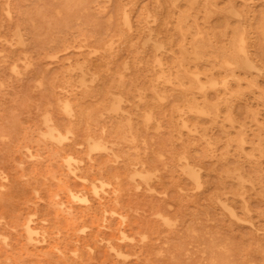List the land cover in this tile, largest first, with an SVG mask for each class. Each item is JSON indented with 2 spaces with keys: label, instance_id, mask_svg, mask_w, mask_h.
<instances>
[{
  "label": "rangeland",
  "instance_id": "rangeland-1",
  "mask_svg": "<svg viewBox=\"0 0 264 264\" xmlns=\"http://www.w3.org/2000/svg\"><path fill=\"white\" fill-rule=\"evenodd\" d=\"M0 54V264H264V0H0Z\"/></svg>",
  "mask_w": 264,
  "mask_h": 264
},
{
  "label": "bare ground",
  "instance_id": "bare-ground-1",
  "mask_svg": "<svg viewBox=\"0 0 264 264\" xmlns=\"http://www.w3.org/2000/svg\"><path fill=\"white\" fill-rule=\"evenodd\" d=\"M109 1H110V0H109ZM91 2H92V1H91ZM210 5H211V4H210ZM7 6H8V5H7ZM211 6H212V5H211ZM10 7H11V6H10ZM173 7H174V6H173ZM6 9H7V8H6ZM176 9H178V8H176ZM100 10H101V9H100ZM102 10H103V9H102ZM102 10H101V11H102ZM5 11H6V10H5ZM8 11H9V10H7V12H8ZM10 11H11V9H10ZM98 12H99V11H98ZM102 12H103V11H102ZM180 12H181V11H180ZM189 12H190V11H189ZM9 13H10V12H9ZM123 13H124V12H123ZM9 15H11V14H9ZM125 15H126V14H125ZM126 16H127V15H126ZM126 16H125V17H126ZM117 17H118V16H117ZM118 18H119V17H118ZM127 18H128V17H127ZM78 19H79V18H78ZM119 19H120V18H119ZM120 20H121V19H120ZM185 20H186V19H185ZM127 21H128V20H127ZM186 21H187V20H186ZM64 22H65V20H64ZM123 22H124V21H123ZM179 22H182V21H180V19H179ZM184 22H185V21H184ZM126 23H127V22H125V24H126ZM185 23H186V22H185ZM23 24H24V23H23ZM80 24H82V23H80ZM64 25H65V24H63V26H64ZM178 25H179V24H178ZM182 25H183V24H182ZM23 26H24V25H23ZM25 26H26V25H25ZM26 27H27V26H26ZM58 27H60V26H58ZM71 27H72V26H71ZM21 28H22V27H21ZM65 28H67V27L65 26ZM73 28H74V27H73ZM179 28H180V27H179ZM68 29H69V28H68ZM80 29H81V28H80ZM23 30H26V29H23ZM55 30H56V29H55ZM71 30H72V29H71ZM106 30H107V29H106ZM188 30H189V29H188ZM244 30H245V29H244ZM236 31H237V30H236ZM15 32H16V31H15ZM21 32H22V31H21ZM57 32H59V31H57ZM64 32H66V31H64ZM69 32H70V31H69ZM241 32H242V31H241ZM245 32H246V31H245ZM23 33H24V31H23ZM59 33H61V32H59ZM59 33L57 34V36L59 35ZM67 33H68V32H67ZM67 33H66V34H67ZM105 33L107 34L106 31H105ZM239 33H240V32H239ZM24 34H25V33H24ZM28 34H29V33H28ZM61 35H62V34H61ZM72 35H73V34H72ZM101 35H102V34H101ZM182 35H183V34H182ZM184 35H185V34H184ZM196 35H198V34H196ZM196 35H195V36H196ZM18 36H19V35H18ZM20 36H21V35H20ZM20 36H19V37H20ZM118 36H119V34H118ZM23 37H24V35H23ZM122 37H123V36H122ZM122 37H121V38H122ZM20 38H21V37H20ZM73 38H74V37H73ZM83 38H84V37H83ZM87 38H88V37H87ZM104 38H105V37H104ZM117 38H118V37H117ZM245 38H246V37H245ZM112 39H113V37H112ZM118 39H119V38H118ZM233 39H234V36H233ZM246 39H247V38H246ZM19 40H20V39H19ZM57 40H58V39H57ZM100 40H102V39H100ZM107 40H108V39H107ZM193 40H194V39H193ZM243 40H244V39H243ZM243 40H242V42H243ZM5 41H6V40H5ZM74 41H76V40L74 39ZM98 41H99V39H98ZM109 41H110V40H109ZM109 41H107V42L109 43ZM120 41H121V40H120ZM6 42H7V41H6ZM101 42H103V41H101ZM104 42H105V41H104ZM182 42H183V41H182ZM193 42H194V41H193ZM242 42H241V43H242ZM20 43H21V42H20ZM82 43H83V42H82ZM96 43H97V41H96ZM98 43H99V42H98ZM115 43H116V42H115ZM8 44H9V43H8ZM73 44H74V43H73ZM101 44H102V43H101ZM111 44H114V43H110V45H111ZM182 44H184V43H182ZM229 44H230V43H229ZM106 45H107V44H106ZM108 45H109V44H108ZM197 45H198V44H197ZM73 46H74V45H73ZM96 46H97V47H98V46L100 47V44H99V45L95 44V47H96ZM230 46H231V45H230ZM80 47H81V46H80ZM107 47H108V46H107ZM202 47H203V45H202ZM56 48H57V47H56ZM59 48H60V47H59ZM61 48H62V47H61ZM68 48H69V47H68ZM104 48H106V46H105ZM110 48H112V47H110ZM203 48H204V47H203ZM227 48H230V47H227ZM227 48H226V49H227ZM57 49H58V48H57ZM63 49H64V48H63ZM91 49H92V48H91ZM95 49H96V48H95ZM204 49H205V48H204ZM54 50H56V49H54ZM65 50H66V49H65ZM112 50H113V48H112ZM232 50H234V49H232ZM95 51L99 52L100 49H99V51H98V50H94V53H95ZM218 51H219V50H218ZM4 52H5V51H4ZM90 52H91V51H90ZM97 52H96V53H97ZM101 52H102V51H101ZM103 52H104V51H103ZM111 52H112V51H111ZM190 52H191V51H190ZM200 52H201V51H200ZM5 53H6V52H5ZM92 53H93V52H92ZM222 53H223V51H222ZM1 54H3V52H2ZM1 54H0V56H1ZM202 54H203V53H202ZM10 55H11V54H10ZM55 55H56V54H54V56H55ZM56 56H57V55H56ZM202 57H203V56H202ZM224 57H225V56H224ZM0 58H1V57H0ZM3 58H4V57H3ZM184 58H185V57H184ZM219 58H220V56H219ZM6 59H8V58H6ZM192 59H194V58L192 57ZM200 59H201V58H200ZM232 59H233V58H232ZM234 59H235V57H234ZM234 59H233V60H234ZM1 60L3 61L4 59L1 58ZM18 60H20V59H18ZM18 60H17V61H18ZM182 60H184V59H182ZM222 60H223V59H222ZM227 60H228V59H227ZM254 60H256V59H254ZM223 61H224V60H223ZM256 61H257V60H256ZM24 62H25V60L23 61V63H24ZM189 62H190V61H189ZM192 62H193V61H192ZM228 62H229V60H228ZM1 63H3V62H1ZM12 63H13V62H12ZM28 63H29V62H28ZM223 63H224V62H223ZM225 63H227V62H225ZM230 63H231V61H230ZM230 63H227V64H230ZM232 63H233V62H232ZM254 63H255V62H254ZM15 64H16V63H15ZM187 64H188V63H187ZM220 64H222V63H220ZM176 65H177V64H176ZM223 65H224V64H223ZM230 65H231V64H230ZM259 65H260V64H259ZM261 65H262V64H261ZM226 66H227V65H226ZM15 67H17V66H15ZM176 67H177V66H176ZM262 67H263V65H262ZM262 67H261V68H262ZM228 68H230V66H229ZM259 68H260V66H259ZM263 68H264V67H263ZM175 69H176V68H175ZM219 69H220V68H219ZM187 70H188V69H187ZM220 70H221V69H220ZM66 71H67V70H66ZM90 71H91V70H90ZM196 71H197V70H196ZM243 71H244V70H243ZM18 72H19V70H18ZM92 72H94V71H92ZM228 72H229V71H228ZM232 72H233V71H232ZM249 72H250V71H249ZM261 72H262V71H261ZM12 73H13V72H12ZM96 73H97V72H96ZM169 73H170V72H169ZM230 73H231V72H230ZM68 74H69V73H68ZM179 74H181V73H179ZM66 75H67V74H66ZM176 75H177V74H176ZM231 75H232V74H231ZM68 76H69V75H68ZM199 76H200V75H199ZM209 76H210V75H209ZM214 76H215V75H214ZM69 77H70V76H69ZM219 77H220V76H219ZM219 77H217V78H219ZM63 78H65V77H63ZM156 78H157V77H156ZM171 78H172V77H171ZM193 78H194V77H193ZM220 78H221V77H220ZM229 78H232V77H229ZM120 79H122V78H121V75H120ZM157 79H159V78H157ZM160 79H161V78H160ZM71 80H72V78H71ZM118 80H119V79H118ZM225 80H226V79H225ZM227 80H228V79H227ZM234 80H235V79H234ZM66 81H67V80H66ZM237 81H238V80H236V82H237ZM185 82H186V81H185ZM212 82H213V81H212ZM212 82H211V83H212ZM214 82H215V81H214ZM217 82H218V81H217ZM221 82H224V83H225L226 81L221 80ZM64 83H65V82H64ZM66 83H67V82H66ZM116 83L119 84L118 82H116ZM229 83H230V80H229ZM239 83H240V82H239ZM239 83H238V84H239ZM68 84H71V83H68ZM120 84H121V83H120ZM174 84H175V83H174ZM183 84H184V83H183ZM238 84H237V85H238ZM257 84H258V83H257ZM185 85H186V84H185ZM185 85H184V86H185ZM215 85H216V84H215ZM228 85H229V84H228ZM66 86H67V85H66ZM69 86L72 88V85H69ZM171 86H172V85H171ZM176 86H178V84H177ZM176 86H175V88H178V87H176ZM187 86H188V85H187ZM0 87H1V86H0ZM194 87H195V86H194ZM199 87H200V86H199ZM201 87H202V86H201ZM201 87H200V88H201ZM217 87H218V86H215L214 88H217ZM219 87H220V86H219ZM219 87H218V88H219ZM229 87H230V86H229ZM251 87H252V86H251ZM185 88H186V87H185ZM188 88H189V87H188ZM255 88H256V87H255ZM190 89H191V88H190ZM66 90H67V89H66ZM111 90H112V89H111ZM84 91H85V90H84ZM86 91H87V90H86ZM167 91H168V90H167ZM167 91L165 90V92H167ZM233 91H234V90H233ZM113 92H114V91H113ZM222 92H223V91H222ZM167 93H168V92H167ZM225 93H226V92H225ZM225 93H224V95H225ZM231 93H232V92H231ZM86 94H87V93H85V95H86ZM197 94H198V93H197ZM203 94L205 95V92H204ZM226 94H227V93H226ZM199 95H200V94H199ZM222 95H223V93H222ZM224 95H223V96H224ZM79 96H80V95H79ZM192 96H194V95H192ZM205 97H206V96H205ZM221 97H222V96H221ZM64 100H65V99H64ZM192 100H193V98H192ZM66 101H67V99H66ZM59 102H61V101H59ZM198 102H199V101H198ZM63 103H64V102H63ZM67 103H68V102H67ZM67 103H65V104H67ZM76 103H77V102H76ZM182 105H183V104H182ZM67 106H70V104H67ZM73 106H74V105H73ZM103 106H105V105H103ZM203 106H204V105H203ZM57 107H58V106H57ZM60 107H61V106H60ZM76 107H77V106H76ZM63 108H64V107H63ZM74 108H75V107H74ZM77 108H78V107H77ZM101 108H102V106H101ZM206 108H208V107H206ZM81 109H84V110H85V108H81ZM108 109H109V108H108ZM187 109H188V107H187ZM208 109H209V108H208ZM69 110H71L70 107H69ZM62 111H63V109H62ZM86 111H89V110H86ZM86 111H85V113H86ZM127 111H128V109H127ZM210 111H211V110H210ZM70 112H71V111H70ZM79 112H81V110H79ZM106 112H108V111H106ZM46 113H48V112H46ZM46 113H45V115H47ZM63 113H64V112H63ZM81 113H82V112H81ZM81 113H80V115H81ZM64 114H65V113H64ZM70 114H71V113H70ZM89 114H90V113H89ZM95 114H96V113H95ZM144 114H145V113H144ZM152 114H153V113H152ZM49 115H50V113H49ZM49 115H47V116H49ZM65 115H66V114H65ZM68 115H69V114H68ZM85 115H86V114H85ZM123 115H124V114H123ZM125 115H126V114H125ZM142 115H143V114H142ZM147 115H148V114H147ZM59 116H60V115H59ZM69 116H70V115H69ZM81 116H82V115H81ZM127 116H128V115H127ZM148 116H149V115H148ZM49 117H50V116H49ZM70 117H71V116H70ZM72 117H73V116H72ZM72 117H71V118H72ZM83 117H84V116H83ZM119 117H120V116H119ZM119 117H118V118H119ZM122 117H123V116H122ZM42 118H43V115H42ZM45 118H47V117H45ZM97 118H98V117H97ZM149 118H150V121H151V118H152V117L150 116ZM123 119H124V117H123ZM145 119H147V117H145ZM180 119H181V118H180ZM199 119H200V118H199ZM88 120H89V118H88ZM88 120H87V121H88ZM124 120H125V119H124ZM44 121H45V120H44ZM48 121H49V120H48ZM50 121H51V119H50ZM83 121H84V120H83ZM130 121H131V119H130ZM148 121H149V120H148ZM148 121H147V122H148ZM180 121H181V120H180ZM51 122H52V121H51ZM88 122H90V121H88ZM47 123H48V122H47ZM149 123H151V122H149ZM182 123H183V122H182ZM43 124H44V123H43ZM45 124H46V123H45ZM45 124H44V125H45ZM50 124H51V123H50ZM69 124H70V120H69ZM85 124H86V121H85ZM85 124H84V127H85ZM93 124H94V122H93ZM187 124H188V123H187ZM187 124H186V125H187ZM24 125H25V124H24ZM87 125H88V124H87ZM87 125H86V126H87ZM94 125H95V124H94ZM98 125H99V124H97V126H98ZM27 126H28V125H27ZM47 126H48V125L46 124L45 127H47ZM70 126H71V125H70ZM80 126H82V125H80ZM88 126H89V125H88ZM88 126H87V129H86V130H87V131H86L87 133H88ZM198 126H199V125H198ZM25 127H26V126H25ZM52 128H53V127H52ZM54 128H55V127H54ZM92 128H94V126H93ZM95 128H96V127H95ZM191 128H192V127H191ZM191 128H190V129H191ZM46 129H47V128H46ZM83 129H84V128H83ZM192 129H193V128H192ZM47 130H48V129H47ZM54 130H55V129H54ZM65 130H68V129H65ZM2 131H3V128H2ZM4 131H6V130L4 129ZM7 131H8V130H7ZM38 131H39V130H38ZM40 131H41V130H40ZM40 131H39V133H40ZM48 131H49V130H48ZM48 131H47V132H48ZM50 131H51V130H50ZM68 131H69V130H68ZM103 131H104V130H103ZM47 132H46V133H47ZM54 132H55V131H54ZM58 132H59V131H58ZM83 132H84V131H83ZM50 133H51V132H50ZM59 133H60V132H59ZM125 133H126V132H125ZM0 134H5V133H0ZM40 134H41V133H40ZM40 134H39V135H40ZM52 134H53V133H52ZM70 134H71V133H70ZM70 134H69V135H70ZM91 134H92V133H91ZM102 134H104V132H103ZM119 134H120V133H119ZM122 134H123V132H122ZM7 135L10 137L9 133H8ZM41 135H43V134H41ZM60 135H61V133H60ZM116 135H117V134H116ZM200 135H201V134H200ZM0 136H1V135H0ZM2 136H3V135H2ZM8 136H7V137H8ZM57 136H58V135H57ZM57 136H56V137H57ZM62 136H64V135H62ZM71 136L73 137V134H72ZM81 136H82V135H81ZM92 136L94 137V134H92ZM108 136H109V135H108ZM121 136H122V135H121ZM130 136H131V135H130ZM4 137H5V136H4ZM66 137H67V136H66ZM87 137H88V136H87ZM125 137H126V136H125ZM240 138H241V137H240ZM24 139H26V138H24ZM43 139H44V138H43ZM45 139L47 140L46 137H45ZM49 139H51V138H49ZM49 139H48V140H49ZM107 139H108V138H107ZM130 139H131V138H130ZM241 139H242V138H241ZM7 140H8V139H7ZM52 140H53V142H54L55 137H54V139L52 138ZM58 140H60V139H58ZM69 140H70V139H69ZM1 141H2V139H1ZM28 141H29V139H28ZM63 141H64V140H63ZM66 141H68V138H67V140H65L64 142H66ZM91 141L93 142V140H91ZM99 141H100V139H99ZM117 141H120V140H117ZM131 141H132V140H131ZM105 142H106V141H105ZM122 142H123V140H122ZM229 142H230V141H229ZM242 142H243V140H241V144H242ZM36 143H38V142H36ZM50 143H51V142H50ZM55 143H56V142H55ZM61 143H62V142H61ZM85 143H86V142H85ZM96 143H97V142H96ZM99 143H100V142H99ZM128 143L131 144L130 142H128ZM132 143H133V141H132ZM244 143H246V142H244ZM57 144H58V143H57ZM92 144H93V143H92ZM100 144H102V143H100ZM106 144H107V143H105V145H106ZM113 144H114V143H113ZM262 144H263V143H262ZM90 145H91V144H90ZM93 145H94V144H93ZM102 145H103V144H102ZM108 145L114 147V146L111 145V144H108ZM134 145H135V144H134ZM254 145H255V144H254ZM26 146H27V144H26ZM45 146H46V145H45ZM75 146H76V145H75ZM82 146H83V145H82ZM255 146H256V145H255ZM21 147H23V146H21ZM24 147H25V146H24ZM87 147H88V145H87ZM101 147H102V146H100V148H101ZM135 147H136V146H135ZM45 148L47 149V147H45ZM100 148H98V149H100ZM253 148H254V147H253ZM79 149H80V148H79ZM89 149H90V147H89ZM101 149H102V148H101ZM101 149H100V150H101ZM105 149H106V148H105ZM105 149H104V146H103V151H105ZM20 150H22V149H20ZM23 150H24V149H23ZM30 150H31V149H30ZM87 150H88V148H87ZM107 150H109V149H107ZM61 151H62V150H61ZM92 151H93V150H91V152H92ZM101 151H102V150H101ZM133 151H134V150H133ZM256 151H257V150H256ZM256 151H254V152H256ZM26 152H27V151H26ZM50 152H51V151H50ZM55 152H56V151H55ZM96 152H100V151H97V150H96ZM105 152H106V151H105ZM105 152H104V153H105ZM110 152H112V151H110ZM134 152H135V151H134ZM27 153H28V152H27ZM92 153H94V152H92ZM135 153H136V152H135ZM28 154H29V153H28ZM53 154H55V153H53ZM87 154H88V156H89V152H87ZM106 154H107V153H106ZM37 155H38V151H37ZM48 155H49V153H48ZM50 155H52V154H50ZM107 155H108V154H107ZM112 155H113V153H112ZM114 155H115V154H114ZM114 155H113V156H114ZM185 155L188 157L187 154H185ZM35 156H36V155H35ZM35 156L32 155L30 158H32V157L34 158ZM38 156H39V155H38ZM38 156H36V157L38 158ZM65 156H66V155H65ZM69 156H71V155H69ZM69 156L67 157V159L69 158ZM84 156H85V155H84ZM86 156H87V155H86ZM115 156H116V155H115ZM115 156H114V157H115ZM23 157H24V155H23ZM25 157H26V156H25ZM72 157H73V156H72ZM80 157H81V156H80ZM250 157H251V156H249L248 159H250ZM28 158H29V157H28ZM50 158H51V157H50ZM52 158H53V157H52ZM88 158H89V157H88ZM117 158H119V157H117ZM117 158H116V159H117ZM130 158H131V157H130ZM65 159H66V158H65ZM69 159L72 160L71 158H69ZM69 159H68V160H69ZM89 159H90V158H89ZM116 159H115V161H116ZM188 159H189V157H188ZM90 160H91V159H90ZM64 161H65V160H64ZM79 161H80V160H79ZM88 161H89V160H88ZM182 161H183V160H182ZM189 161H190V160H189ZM62 162H63V158H62ZM69 162H70V161H69ZM71 162H72V161H71ZM74 162H75V161H74ZM76 162H77V160H76ZM80 162H81V161H80ZM80 162H78V163L81 164ZM14 163H15V162H14ZM21 163H22V161H21ZM126 163H127V162H126ZM136 163H137V162H136ZM185 163H187V162L185 161ZM18 164H20V163H18ZM18 164H17V165H18ZM63 164H64V163H63ZM63 164H62V165H63ZM20 165H21V164H20ZM91 165H92V164H91ZM140 165H141V164H140ZM196 165H197V164H196ZM199 165H200V164H199ZM71 166H72V165H71ZM80 166H81V165H80ZM133 166H134V165H133ZM18 167L21 168V166H19V165H18ZM67 167H68V166H67ZM123 167H124V166H123ZM131 167H132V166H131ZM142 167H143V165H142ZM60 168H61V167H60ZM64 168H65V167H64ZM68 168H69V167H68ZM91 168H92V167H91ZM103 168H105V166H104ZM178 169H179V167H178ZM61 170H62V169H61ZM90 170H91V169H90ZM97 170H98V169H97ZM109 170H110V169H109ZM179 170H180V169H179ZM197 170H199V169H197ZM34 171H35V170H34ZM42 171H43V170H42ZM62 171H63V170H62ZM70 171H71V172H74L75 170H74V169H70ZM79 171H80V170H79ZM79 171H78V172H79ZM84 171H85V170H84ZM91 171H92V170H91ZM91 171H90V172H91ZM98 171H101V170H98ZM116 171H117V170H116ZM134 171H135V169H134ZM144 171H145V170H144ZM183 171H184V169H183ZM202 171H203V170H202ZM53 172H54V171H53ZM75 172H76V171H75ZM145 172H146V171H145ZM2 173H3V172H2ZM67 173H68V171H67ZM86 173H87V172H86ZM93 173H94V172H93ZM47 174H48V173H47ZM72 174H73V173H72ZM72 174H71V175H72ZM100 174H102V173L100 172ZM140 174H142V173H140ZM225 174H226V173H225ZM91 175H92V174H91ZM135 175H136V174H135ZM226 175H227V174H226ZM0 176H1V175H0ZM3 176H4V175H3ZM63 176H64V175H63ZM74 176H75V175H74ZM82 176H84V175H82ZM133 176H134V175H133ZM152 176H153V175H152ZM224 176H225V175H224ZM6 177H7V176H6ZM28 177L30 178V176H28ZM33 177H35V176H33ZM41 177H42V176H41ZM46 177H47V176H46ZM50 177H52V176H50ZM115 177H116V176H115ZM115 177H114V178H115ZM146 177H147V176H146ZM153 177H154V176H153ZM226 177H227V176H226ZM4 178H5V177H4ZM26 178H27V177H26ZM43 178H44V177H43ZM62 178H63V177H62ZM77 178H78V177H77ZM100 178H101V175H100ZM102 178H103V177H102ZM119 178H120V177H119ZM128 178H130V177H128ZM136 178H137V177H136ZM139 178H141V177H138V179H139ZM227 178H228V177H227ZM227 178H226V179H227ZM6 179H7V178H6ZM53 179H54V177H53ZM75 179H76V178H75ZM80 179H83V178H80ZM84 179H85V178H84ZM116 179H117V178H116ZM120 179H121V178H120ZM141 179L143 180L144 178L142 177ZM44 180H45V178H44ZM97 180H98V179H97ZM105 180H106V179H105ZM0 181H1V179H0ZM4 181H5V180H4ZM35 181H36V180H35ZM46 181H47V180H46ZM56 181H57V180H56ZM85 181H86V180H85ZM100 181L102 182V180H100ZM103 181H104V180H103ZM198 181H199V180H198ZM26 182H27V181H26ZM59 182H60V181H59ZM95 182H96V180H95ZM108 182H109V181H108ZM141 182H142V181H141ZM152 182H153V181H152ZM176 182H177V181H176ZM193 182H195V181H193ZM98 183H99V182H98ZM103 183H105V182H103ZM103 183L101 184V186L104 185ZM115 183H116V182H115ZM134 183H135V182H134ZM142 183H143V182H142ZM196 183H197V182H196ZM199 183H201V182L199 181ZM204 183H206V182H204ZM14 184H15V182H14ZM86 184H87V182H86ZM109 184H110V182H109ZM145 184H146V183H145ZM15 185H16V184H15ZM49 185H50V184H49ZM79 185H81V184H79ZM90 185H91V184H90ZM93 185L95 186L94 183H93ZM107 185H108V184H107ZM146 185H147V184H146ZM201 185H202V184H201ZM1 186H2V185H1ZM1 186H0V187H1ZM29 186H30V185H29ZM108 186H109V185H108ZM117 186H118V185H117ZM195 186L197 187L196 189H198L199 185L196 184ZM195 186H194V187H195ZM45 187H46V186H45ZM87 187H88V186H87ZM92 187H93V186H92ZM97 187H98V186H97ZM97 187L95 186V187H94V190L100 188V187H99V188H97ZM106 187H107V186H106ZM111 187H112V186H111ZM147 187H148V186H147ZM200 187H201V186H200ZM2 188H3V187H2ZM17 188H18V187H17ZM31 188H32V187H31ZM50 188H51V187H50ZM101 188H102V187H101ZM177 188H178V190H179V187H177ZM261 188H262V187H261ZM18 189H19V188H18ZM67 189H68V191L70 190V188H67ZM120 189H121V188H120ZM148 189H149V188H148ZM186 189H187V188H186ZM262 189H263V188H262ZM5 190H6V189H5ZM64 190H65V189H64ZM121 190H122V189H121ZM0 191H1V190H0ZM98 191H99V190H98ZM102 191H103V190H102ZM114 191H116V190L114 189ZM189 191L191 192V190H189ZM245 191H246V190H245ZM37 192H38V191H37ZM69 192L71 193V191H69ZM69 192H67V193L69 194ZM74 192H75V191H74ZM81 192H82V191H81ZM90 192H91V191H90ZM116 192H117V191H116ZM116 192H115V193H116ZM179 192H180V191H179ZM183 192H184V191H183ZM186 192H188V191H186ZM53 193H54V192H53ZM56 193H57V192H56ZM60 193H62V192H60ZM78 193L80 194L79 191H78ZM83 193H84V192H83ZM92 193H93V192H92ZM192 193H193V192H192ZM243 193H244V192H243ZM248 193H249V192H248ZM248 193H247V194H248ZM34 194H35V190H34ZM76 194H77V193H76ZM76 194L72 193L70 199L74 201L75 197L78 198V194H77V195H76ZM84 194H85V193H84ZM98 194H99V193H98ZM101 194H102V193H101ZM104 194H105V193H104ZM113 194H114V193H113ZM233 194H236V193L234 192ZM245 194H246V193H244V195H245ZM54 195H56V194H54ZM57 195H58V194H57ZM92 195H93V194H92ZM107 195H108V194H107ZM30 196H31V195H30ZM33 196H34V195H33ZM36 196H37V195H36ZM42 196H43V195H42ZM47 196H48V195H47ZM231 196H232V195H231ZM238 196H239V195H238ZM238 196H237V194H236V197H238ZM240 196H241V195H240ZM240 196H239V198H240ZM34 197H35V196H34ZM73 197H74V199H72ZM95 197H96V196H95ZM241 197L243 198V196H241ZM51 198H52V197H51ZM53 198H54V197H53ZM80 198H81V197H80ZM80 198H78V200H80L79 202H82V203H83V201H81ZM232 198H233V197H232ZM242 198H241V199H242ZM56 199H57V198H56ZM82 199L85 200V203H86V201H87L86 197H83ZM217 199H218V198H217ZM217 199H216V200H217ZM244 199H245V198H244ZM246 199H247V198H246ZM246 199H245V200H246ZM0 200H1V199H0ZM38 200H39V199H38ZM216 200H215V201H216ZM247 200H248V199H247ZM76 201H77V200H76ZM114 201H115V200H114ZM231 201H232V200H231ZM26 202H27V201H26ZM61 202H62V201H61ZM74 202H75V201H74ZM87 202H88V201H87ZM210 202H211V201H210ZM226 202H227V201H226ZM1 203H2V202H1ZM28 203H29V202H28ZM55 203H56V202H55ZM62 203H63V202H62ZM62 203H61V204H62ZM85 203H83V204H85ZM116 203H117V202H116ZM29 204H30V203H29ZM31 204H32V203H31ZM51 204H52V203H51ZM208 204H209V203H208ZM208 204H207V205H208ZM210 204H214V202H211ZM218 204H219V203H218ZM32 205L35 206V204H32ZM54 205H55V204H54ZM54 205H53V206H54ZM63 205H64V204H63ZM244 205H245V201H244ZM2 206H3V205H2ZM51 206H52V205H51ZM208 206H209V205H208ZM213 206H214V205H213ZM246 206H247V205H246ZM202 207H203V206H202ZM206 207H207V206H206ZM206 207H205V208H206ZM214 207H215V206H214ZM12 208H13V207H12ZM60 208H61V207H60ZM203 208H204V207H203ZM13 209H14V208H13ZM61 209H62V208H61ZM66 209H67V208H66ZM200 209H201V208H200ZM212 209H214V208H212ZM207 210H209V209H207ZM68 211L71 212L70 209H69ZM210 211H211V209H210ZM212 211H213V210H212ZM62 212H63V210H62ZM110 212L112 213V212H114V211H110ZM226 212H227V211H226ZM66 213H68L67 210H66ZM104 213H105V212H104ZM205 213H206V211H205ZM242 213H243V212H242ZM35 214H36V213H35ZM113 214H114V213H113ZM219 214H221V213H219ZM239 214H240V213H239ZM27 215H29V214H27ZM30 215H31V217L33 216V214H30ZM67 215L70 216V214H67ZM109 215H110V213H109ZM111 215H112V214H111ZM158 215H159V213H158ZM115 216H116V215H115ZM120 216H121V215H120ZM156 216H157V214H156ZM156 216H155V218H156ZM236 216H237V214H236ZM242 216H244V215H242ZM0 217H1V216H0ZM33 217H35V216H33ZM55 217H56V216H55ZM118 217H119V216H118ZM123 217H124V219H125V216H123ZM160 217H161V215H160ZM160 217H159V218H160ZM29 218H30V217H29ZM120 218H121V217H120ZM161 218H162V217H161ZM161 218H160V219H161ZM241 218H242V217H241ZM25 219H26V218H25ZM124 219H123V220H124ZM167 219H168V216H167ZM242 219H243V218H242ZM247 219H248V218H247ZM1 220H3V219H0V221H1ZM64 220H65V219H64ZM123 220H121V221H123ZM161 220H162V219H161ZM168 220H169V219H168ZM168 220H167V221H168ZM248 220H249V219H248ZM106 221H107V220H106ZM163 221H164V220H163ZM163 221H162V222H163ZM170 221H171V220H170ZM235 221H236V220H235ZM65 222H66V221H65ZM164 222H166V221H164ZM42 223H45V222L43 221ZM122 223H123V222H122ZM174 223H175V222H174ZM33 224H34V223H33ZM22 225H23V227H24V230H25V232H26V234H27V238L29 239V241H31V242H33V241H37V242H38V241H41L40 237L37 236V234H38V233H37L38 229H37V231H36L35 228L32 227V225H31V219H28V218H27V219L22 223ZM6 226H7V225H6ZM16 226H17V225H16ZM121 226H122V224H121ZM121 226H119V227H121ZM215 227H216V226H215ZM20 228H21V227H20ZM103 228H104V227H103ZM216 228H217V227H216ZM216 228H215V229H216ZM9 229H10V228H9ZM11 229H12V228H11ZM82 229H83V228H82ZM86 229H87V228H86ZM80 230H81V228H80ZM84 230H85V229H84ZM119 230H120V229H119ZM13 231H14V229H13ZM39 231H40V230H39ZM170 231H171V230H170ZM217 231H218V230H217ZM256 231H257V230H256ZM23 232H24V231H23ZM43 232H44V231H43ZM57 232H58V230H57ZM78 232H84V231H82V230L79 231V230H78ZM258 232H259V231H258ZM41 233H42V232H41ZM259 233H260V232H259ZM262 233H264V232L262 231ZM42 234H43V233H42ZM44 234H46V233H44ZM75 234H76V232H75ZM83 234H84V233H83ZM122 234H125V233H122ZM122 234H121V235H122ZM214 234L216 235V233H214ZM256 234H257V233H256ZM58 235H59V234H58ZM58 235H57V236H58ZM137 235H138V234H137ZM140 235H141V234H140ZM143 235H144V237H145V234H143ZM210 235H211V234H210ZM219 235H220V234H219ZM0 236H1V234H0ZM2 236H3V235H2ZM20 236H21V235H20ZM123 236L126 238L125 235H123ZM123 236H121V237H123ZM216 236H218V234H217ZM220 236H221V235H220ZM4 237H5V238H3V239H7V241H9L8 238H7L6 236H4ZM47 237H48V236H47ZM124 237H123V238H124ZM141 237H142V235H141ZM144 237H143V240L146 239V238H144ZM221 237H222V236H221ZM99 238H100V237H99ZM120 239H121V240H119V241L121 242V241H122V238H120ZM127 239H128V238H126V240H127ZM130 239H133V238L131 237ZM130 239H129V241H130ZM100 240H101V239H100ZM115 240H116V239H115ZM126 240H125V241H126ZM140 240H141V239H140ZM261 240H262V239H261ZM43 241H44V240H43ZM106 241H107V240H106ZM119 241H118V242H119ZM144 241H145V240H144ZM0 242H1V241H0ZM5 242H6V240H5ZM26 242L28 243V240H27V239H26ZM77 242H78V241H77ZM104 242H105V241H104ZM107 242L109 243V240H108ZM1 243H2V242H1ZM3 243H4V242H3ZM3 243H2V244H3ZM38 243H40V242H38ZM74 243H75V242H74ZM115 243H116V242H115ZM210 243H211V242H210ZM35 244H36V243H35ZM40 244H41V243H40ZM78 244H79V243H78ZM131 244H132V243H131ZM218 244H219V243H218ZM5 245H6V244H5ZM5 245H4V246H5ZM28 245H30V243H29ZM4 246H3V247H4ZM33 246H35V245H33ZM106 246H108V245H106ZM6 247H8V245H6L5 248H6ZM71 247H72V246H71ZM110 247H112V246H110ZM206 247H207V246H206ZM257 247H258V246H257ZM52 248H53V247H52ZM89 248H90V247H89ZM127 248H128V247H127ZM215 248H216V247H215ZM9 249H11V248H9ZM55 249H56V248H54V251H55ZM95 249H96V246H95ZM112 249H113V248H112ZM112 249L110 248L111 251H112ZM18 250H19V249H18ZM114 250H115V249H113V251H114ZM117 250H118V249H117ZM222 250H223V249H222ZM24 251H25V250H24ZM220 251H221V250H220ZM5 252H6V251H5ZM14 252H15V251H14ZM26 252H27V251H26ZM38 252H39V251H38ZM68 252H69V251H68ZM70 252H72V251H70ZM74 252H76V251H74ZM109 252H110V251H109ZM209 252H211V251H209ZM7 253H8V252H7ZM28 253H29V252H28ZM57 253H58V252H57ZM72 253H73V252H72ZM79 253H80V252H79ZM115 253H116V251H115ZM118 253H119V251H118ZM16 254H18V252H17ZM73 254H74V253H73ZM73 254H72V256H73ZM91 254H92V253H91ZM116 254H117V253H116ZM120 254H121V255H120ZM122 254H123V253H119L120 256H119L118 254H117L116 256H117V257H118V256H119V257H122ZM10 255H12V254H10ZM62 255H63V254H62ZM70 255H71V254H70ZM126 255H127V254H123V257H125ZM128 256H129V255H128ZM128 256H127V257H128ZM134 256H135V255H134ZM239 256H240V255H238V257H239ZM0 257H1V256H0ZM4 257H5V255H4ZM20 257H21V256H20ZM123 257H122V258H123ZM21 258H22V257H21ZM75 258H77V257L75 256ZM239 258H240V257H239ZM77 259H78V258H77ZM87 259H88V258H87ZM117 259H118V258H117ZM124 259L126 260V258H124ZM124 259H123V260H124ZM235 259H237V258L235 257ZM2 260H3V259H2ZM12 260H13V259H12ZM6 261H8V260L6 259ZM13 261H14V260H13ZM79 261H81V260H79ZM81 262H82V261H81ZM209 262H210V261H209ZM7 263H8V262H7ZM61 263H62V262H61ZM96 263H97V262H96ZM121 263H122V262H121ZM237 263H238V262H237ZM8 264H9V263H8ZM13 264H14V263H13ZM63 264H64V263H63ZM209 264H210V263H209ZM238 264H239V263H238Z\"/></svg>",
  "mask_w": 264,
  "mask_h": 264
}]
</instances>
